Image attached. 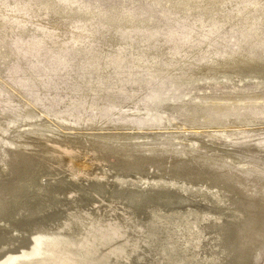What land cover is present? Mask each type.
<instances>
[{"label": "rangeland", "instance_id": "rangeland-1", "mask_svg": "<svg viewBox=\"0 0 264 264\" xmlns=\"http://www.w3.org/2000/svg\"><path fill=\"white\" fill-rule=\"evenodd\" d=\"M235 58L264 67V0H0V150L39 152L41 143L67 140L82 147L105 144L119 161L153 156L150 168L129 172L124 194L170 193L205 203L168 209L146 203L140 222L159 232L158 245H170L171 236L184 244V231H195L206 255L225 249L221 255L236 258L231 237L250 215L231 227L242 210L235 192L208 184L206 174L178 170L183 164L224 170L231 161L239 177L264 178V76L238 79L225 66L220 75L209 73ZM127 134L131 141L124 142ZM2 167L1 186L8 189L14 175L0 155ZM116 171L102 181L106 199H93V193L87 201L82 192L69 202L48 199L35 217L24 209L36 208L40 199L23 200L19 215L0 220V254H8L9 264H38L46 229L78 215L91 219L80 213L85 207L114 201L109 197L123 188ZM42 173L40 186L58 189L53 176ZM86 181L77 185L90 191ZM253 196L242 194L256 212ZM26 220L45 232L18 227ZM246 264H264V245Z\"/></svg>", "mask_w": 264, "mask_h": 264}, {"label": "bare ground", "instance_id": "bare-ground-1", "mask_svg": "<svg viewBox=\"0 0 264 264\" xmlns=\"http://www.w3.org/2000/svg\"><path fill=\"white\" fill-rule=\"evenodd\" d=\"M229 65L231 66H226L225 62H222L216 68L209 69V73L220 75L224 72L225 66L230 68L233 71L232 74L238 79L249 75L264 76V67H260L257 63L247 58H235L229 62ZM39 132L42 133L41 130ZM12 136H15L14 132L9 137ZM126 136L122 140L124 142L131 141L132 137L129 134ZM50 137L52 138V136ZM106 140L109 139L106 138ZM40 147L39 152L33 151L34 153L13 149L0 150L2 159L6 161L8 167H11L14 175V181L7 187L8 189H4L0 182V220L2 222L9 220L7 215L13 212L15 215L20 214L21 211H18L20 210L18 207L25 199H40L37 202V206L35 205L36 208H29L28 206L26 211L24 209L28 217L32 214L33 217L41 216L42 213L37 215H34V213L47 208L48 199H53L54 203L57 202V204L62 201H59V199L69 202L79 199L78 195L76 196L79 192L86 193L87 196L85 197L89 196L86 199L87 201L92 197L93 193L97 195V198L95 196L93 199H106V197L100 196V191H103L102 194H104L102 185L107 180V174L111 173L112 170H116V168L117 171H121L123 174L122 178L116 176L123 188L122 191L116 189L113 196L109 197V199L114 201H95L92 205L89 204V206L85 207L83 211H79L84 213V215H91V219L88 218L86 220L83 215L76 216L74 214L76 216L74 217L75 219L66 218L60 222L61 224L56 229L47 227L46 232L45 228H41L42 224L38 223L37 225V222L34 223L30 220H26L29 222L17 224L19 225L18 227L29 226V229L33 230L32 233L34 231L42 233L44 230V244L37 254L39 260L36 259L38 264H246L251 252L253 253L257 246L264 245V241L261 240L264 237V201L261 202L262 200L260 199L264 198V178L253 176H248L249 178L239 177L234 169L230 167L231 161L225 163L227 169L224 170L213 168V166L209 165L191 167L187 164L181 165L178 170L182 173L194 170L197 174H206L208 184H225L235 192L236 197L234 200L239 202V208H242V210L234 213L232 221L229 222L231 227L234 228L242 217L250 215L243 222V229L231 237V242L234 244L232 250L235 251L234 257L236 256V258L221 255L226 252L225 249H219L217 254L206 255L204 245L197 238L198 234L195 231H189L190 233L184 231V244L177 243L170 232V245H158L159 232L152 226L145 228V225L143 226L140 222V217L144 215L146 203H152L153 205L158 203L163 206V209H168L170 207L199 205L202 202L192 201L191 203L189 202L190 197L178 198L170 193H158L161 194L160 196H157L155 192L124 194V187L129 183V172L135 168L139 169L140 172L150 168L156 159L155 157L136 158L128 161L126 158H122L119 161L118 158L120 156L107 150L108 148L105 144H89L82 147L75 143L72 145V142L67 140L56 143L54 140L44 144L41 143ZM37 149L39 148L37 147ZM87 153L89 155H85ZM5 168L7 167L0 168V172L6 171ZM41 172H46L45 175H52V179L56 181L55 185L58 189H50L49 191V186L45 188L40 186V182L45 178ZM64 173H68L69 176L61 178ZM84 179L90 183V191H86L87 189L84 190L85 187L77 185L81 184ZM137 180L140 181V178H137ZM74 184L79 188H75ZM81 185L84 184L82 183ZM65 186L68 188L70 186L74 187L63 192ZM33 191L35 194L31 195ZM244 192L253 193L254 196L252 198H256L257 201L254 203L257 206L256 212L251 208L252 199L242 197ZM29 193L30 198L28 197ZM31 196L33 197L31 198ZM123 202H126V209L121 207ZM92 207H96L94 208L95 210L91 209ZM54 208L52 209L54 210ZM16 212L18 213L16 214ZM173 214L171 212V216H169L161 213L157 221L167 220L169 217H173ZM92 215L94 216L92 217ZM188 215V213H185L183 216L184 220L188 218ZM16 217L19 216L13 217V221ZM58 220L60 221V218L54 220L55 223ZM192 220L195 221L194 217ZM215 220L218 223L223 222L220 216L216 217ZM13 221L12 224H14ZM37 226L40 227L38 228ZM18 227L14 226L15 235L21 234V231H19L21 228ZM23 234L29 235L27 232ZM18 245H21L19 241ZM108 246L112 248L103 256L100 255ZM7 256V253L0 254L1 264H9L10 261Z\"/></svg>", "mask_w": 264, "mask_h": 264}, {"label": "water", "instance_id": "water-1", "mask_svg": "<svg viewBox=\"0 0 264 264\" xmlns=\"http://www.w3.org/2000/svg\"><path fill=\"white\" fill-rule=\"evenodd\" d=\"M35 238V237H34ZM30 242H31V240H30ZM27 244V243H26Z\"/></svg>", "mask_w": 264, "mask_h": 264}]
</instances>
